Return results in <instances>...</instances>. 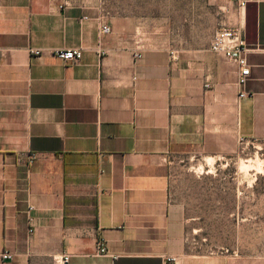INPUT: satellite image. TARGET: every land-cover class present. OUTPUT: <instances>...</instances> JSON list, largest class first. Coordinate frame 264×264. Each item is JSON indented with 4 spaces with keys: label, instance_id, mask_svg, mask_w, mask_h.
<instances>
[{
    "label": "crops",
    "instance_id": "1",
    "mask_svg": "<svg viewBox=\"0 0 264 264\" xmlns=\"http://www.w3.org/2000/svg\"><path fill=\"white\" fill-rule=\"evenodd\" d=\"M190 1L178 47L101 36L99 0H0V250L13 254L0 264H264L195 252L186 237L218 218L248 232L238 190L249 180L214 170L264 145V0ZM223 25L251 48L243 88L238 66L210 49ZM72 48L83 50L78 63L55 54ZM191 155L204 192L236 188L235 210L202 194L190 214L176 191Z\"/></svg>",
    "mask_w": 264,
    "mask_h": 264
},
{
    "label": "rangeland",
    "instance_id": "2",
    "mask_svg": "<svg viewBox=\"0 0 264 264\" xmlns=\"http://www.w3.org/2000/svg\"><path fill=\"white\" fill-rule=\"evenodd\" d=\"M105 5L104 14L112 27V34L120 38L127 45H146L148 41L181 46L182 7L186 4V13L190 9V0H99ZM201 3V2H200ZM196 9V8H195ZM232 159L218 161L221 167L214 172L224 180L248 179V185L241 183L239 194L241 199L239 209L247 212V233H240L229 226L228 221L212 219L209 228H203V233L190 227L187 231L189 249L199 253L228 252L253 258L255 261L264 258V145L255 143L247 147L244 145ZM200 156L191 155L184 160L188 169L183 177L177 193L179 200L189 204L190 214L197 216L202 194L225 196L220 211L236 209L232 197L236 188L224 184L221 191L200 187L197 175L204 171L198 166ZM212 162V160L208 159ZM227 164V165H226ZM209 178H211L209 176ZM242 182V181H241ZM219 190V188H218ZM213 211V204H210ZM203 208V207H202ZM203 210V209H202ZM221 214V213H220ZM244 215V214H243ZM211 216H213L211 214ZM245 217V215L243 216ZM204 220H202V223ZM227 226V227H225ZM197 228V221H194ZM213 227V228H212ZM240 230V229H239ZM250 230L252 232L250 233Z\"/></svg>",
    "mask_w": 264,
    "mask_h": 264
},
{
    "label": "built area",
    "instance_id": "3",
    "mask_svg": "<svg viewBox=\"0 0 264 264\" xmlns=\"http://www.w3.org/2000/svg\"><path fill=\"white\" fill-rule=\"evenodd\" d=\"M249 0H243L241 5H245ZM112 32V27L108 21L101 23L100 33L101 36L108 35ZM210 49L223 56L227 61L236 64L239 68L238 84L243 88L251 74V67L248 62V54L251 51L250 46L247 44L243 30L238 26L223 25L216 30L213 35ZM32 54L39 55L41 50L32 48L30 49ZM55 54L63 59L67 63H78L83 57V50L80 48L56 50ZM139 56V55H138ZM209 87V84H206ZM247 95V92L242 91L240 97ZM241 143H244V138L240 139ZM245 146V145H244ZM246 147V146H245ZM98 253H107L106 243L103 239H100L97 243ZM13 254L9 250H0V260L5 261L11 259ZM69 260V256H65L61 261H57L59 264H65ZM176 258L169 257L167 264H175Z\"/></svg>",
    "mask_w": 264,
    "mask_h": 264
},
{
    "label": "bare ground",
    "instance_id": "4",
    "mask_svg": "<svg viewBox=\"0 0 264 264\" xmlns=\"http://www.w3.org/2000/svg\"><path fill=\"white\" fill-rule=\"evenodd\" d=\"M210 160H212L211 158H210ZM213 161V160H212ZM211 162V161H210ZM200 168H202V166H200Z\"/></svg>",
    "mask_w": 264,
    "mask_h": 264
}]
</instances>
